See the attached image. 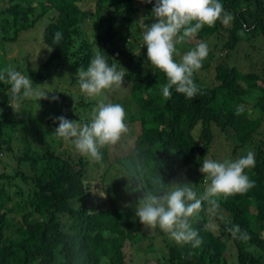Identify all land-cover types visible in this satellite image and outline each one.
Returning <instances> with one entry per match:
<instances>
[{"label": "trees", "instance_id": "obj_1", "mask_svg": "<svg viewBox=\"0 0 264 264\" xmlns=\"http://www.w3.org/2000/svg\"><path fill=\"white\" fill-rule=\"evenodd\" d=\"M218 2L234 20L228 26L220 20L205 25L194 38L176 45L193 49L205 42L209 48L202 68L193 74L200 93L186 99L175 86L165 98L167 78L146 60L137 23L140 18L152 22L153 3L0 0V47L37 29L39 36L30 41L44 50L35 71L26 63L14 70L30 75L33 85L61 79L63 72L69 75L67 88L56 90V101H34L39 113L48 111L46 124L61 115L81 125L91 122L100 103L81 92L78 70H87L99 53L109 65L118 63V70L127 71L120 88L104 92L107 103L124 108L129 131L121 138L130 144L113 158L106 146L102 160L94 162L58 139L54 123L49 132L55 146L45 138L46 131L39 145L41 132L34 122L29 127L11 117V86L0 82V264H129L133 257L126 247L144 256L154 253V264H264V0ZM56 32L62 33L58 43ZM140 48L147 64L132 74L127 68ZM180 58L174 56L176 62ZM241 65L248 70L243 72ZM30 102L25 99L21 107ZM240 106L244 111L237 115ZM217 134L230 141L233 156L254 152V167L244 171L255 186L215 198L220 205L216 215L202 201L191 218L203 241L197 248L176 244L159 227H144L135 215L143 194L137 187L150 190L158 179L191 183L200 198L207 183L199 169ZM233 225L250 239H233L227 231Z\"/></svg>", "mask_w": 264, "mask_h": 264}, {"label": "clouds", "instance_id": "obj_2", "mask_svg": "<svg viewBox=\"0 0 264 264\" xmlns=\"http://www.w3.org/2000/svg\"><path fill=\"white\" fill-rule=\"evenodd\" d=\"M141 2L153 3V0ZM151 17V23L141 24L142 47H146V60L150 65L167 78V83L162 86L163 96L170 98V89L175 86V91L183 94L186 99L195 98L200 89L194 83L193 74L202 68V62L209 52L208 45L205 42L198 43L195 48L183 54L179 62L174 60V54L179 55L176 45L194 38L205 25L213 27L217 20L228 26L234 16L225 12L218 0H155ZM239 34L243 35V32ZM61 39L62 33L56 32L54 42L58 43ZM48 51L51 52L52 48ZM117 64L109 65L105 57L97 53L87 70H78L81 92L92 97L100 96L105 90L120 88L127 71L120 65L118 70ZM0 82L11 86L8 105L15 113H19L25 99H49L48 92L34 91L28 75L21 74L11 66L0 70ZM50 99L56 101L58 97L53 95ZM243 111L240 106L236 114ZM124 121L125 111L120 104L100 103L90 123L81 125L63 115L55 117L53 122L58 123V127L53 134L58 139L72 143L81 155L99 162L102 160L101 149L116 145L129 131ZM254 164L255 154L251 150L235 161L205 159L199 171L204 176L207 188L200 198H197L191 183L165 184L158 179L153 182L150 190L138 186L136 190L143 194L137 201L136 218L144 227H159L178 245L191 244L197 248L203 241L192 227L191 218L201 210L202 201H207L209 211L216 215L220 205L215 198L227 199L235 194L246 193L255 186L244 171L254 167ZM227 231L233 239H250L246 232H241L238 225L227 228Z\"/></svg>", "mask_w": 264, "mask_h": 264}, {"label": "rangeland", "instance_id": "obj_3", "mask_svg": "<svg viewBox=\"0 0 264 264\" xmlns=\"http://www.w3.org/2000/svg\"><path fill=\"white\" fill-rule=\"evenodd\" d=\"M144 21V18H140L138 23H137V29L138 33H140V36L142 37V27L141 24ZM41 31V29H40ZM39 30L35 29V31H30L28 33H24L21 37H19L18 41L9 45H5L0 47V70H3L9 66H11L13 69L18 68V66H22L25 63L29 64L28 66L33 68V71L38 67V63L42 60L43 56L42 53L44 50H39L40 46L37 44L38 42L30 41V39H36L38 35ZM29 39V40H28ZM143 43V41H142ZM2 48V49H1ZM179 52V55H175L176 57H181L183 54H185L187 51L191 50L188 48H178L177 49ZM145 54V53H144ZM142 51L141 48L134 50L133 56H135V59L132 61V64L127 68L129 69L130 72L133 74L134 72H137L139 68H141L143 65L147 64V61L145 59L141 58L142 56ZM217 56L218 53H217ZM241 69L243 72H246L248 70L246 65H241ZM211 71V69H210ZM135 74V73H134ZM30 75H28L29 77ZM68 73L63 72V75L61 79H54L51 78L48 83H41V84H35L33 85L34 91H45L48 92V96L51 97L53 96L57 91L56 90H63L64 88H67L65 86V82L68 80ZM209 79V78H208ZM74 92V90L71 91V93ZM118 96V95H117ZM93 100H97L98 103H107V93L103 92L100 96H92L91 97ZM29 100H33V103L28 104L26 103L21 109H19V113H14L11 117L14 119L15 122L20 123V125L29 124V127L32 122L33 124L36 125L33 127L37 128L40 133V135L37 136L38 144H42L43 140V131H46L45 138L47 137V140L51 142V146H55L57 141L51 140V132H49L50 128H53V124H46V121L48 119H51L50 115H48V111L43 112V114L39 113L41 110L34 105V101L36 99L29 98ZM121 100V99H120ZM119 100V101H120ZM44 104L45 101H44ZM249 110L254 112L256 115H260L259 110L255 108H250L248 107ZM52 111L55 110L54 108L51 109ZM50 110V111H51ZM36 121V123H35ZM52 121V120H51ZM28 129V128H27ZM18 128H16V131H14L15 134H18ZM29 132V131H28ZM49 132V133H48ZM35 133V131H33ZM31 133L27 134L29 137ZM33 141V140H32ZM64 141V140H63ZM66 141H64L65 143ZM230 141L227 140L222 134H217V137L214 141L211 153L208 156V159H215L217 162H224L227 159H232V161L237 160L238 155L233 156L231 152V145ZM35 144L33 143V146ZM37 146V145H36ZM130 144L129 143H124V139L121 138L120 141L117 142L116 145L110 146L109 151L113 157L120 156L121 154V149H126L129 148ZM68 147V146H67ZM233 156V157H231ZM161 238H157L155 240V243L157 246H160L161 244ZM145 243H141V247L144 246ZM125 252L128 253V255H131L132 262L129 264H138L143 262L145 259L148 260L149 264H154V260L156 259V255L153 254H148L144 256L143 252L141 250L136 251L133 248H125ZM152 262V263H151ZM148 264V263H145Z\"/></svg>", "mask_w": 264, "mask_h": 264}]
</instances>
